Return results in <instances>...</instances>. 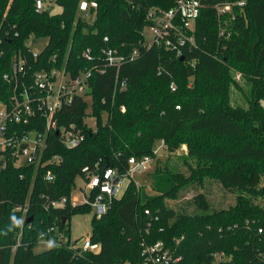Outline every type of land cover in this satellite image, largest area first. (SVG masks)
I'll return each instance as SVG.
<instances>
[{
	"label": "trees",
	"instance_id": "trees-1",
	"mask_svg": "<svg viewBox=\"0 0 264 264\" xmlns=\"http://www.w3.org/2000/svg\"><path fill=\"white\" fill-rule=\"evenodd\" d=\"M42 1L38 12L37 0H0V101L10 103L15 83L4 76L19 58L27 79L55 67L72 77L90 71L92 95H75L56 112L41 163L20 165L0 151V264H142L143 244L157 242L169 264H264V206L255 201L264 195V186L256 189L264 175V0H202L194 42L180 46V55L165 45L173 36L151 47L144 36L154 26L149 11L162 14L176 0H98L88 16L81 0ZM30 37L47 39L37 58ZM107 49L138 54L117 68L108 65ZM230 66L251 86L248 108L229 102ZM46 121L39 114L10 130L44 131ZM60 129L84 140L67 147ZM157 141L169 153L185 145L186 157L158 165L149 187L132 179L105 215H94L97 251L75 248L81 239L36 252L49 227L71 238L72 217L92 211L88 201L72 202L78 177L107 168L124 173L132 157L156 158ZM205 177L255 195L219 210L201 195L194 213L168 204Z\"/></svg>",
	"mask_w": 264,
	"mask_h": 264
},
{
	"label": "built area",
	"instance_id": "built-area-1",
	"mask_svg": "<svg viewBox=\"0 0 264 264\" xmlns=\"http://www.w3.org/2000/svg\"><path fill=\"white\" fill-rule=\"evenodd\" d=\"M238 4L241 6L244 1H240ZM44 8L43 1L37 0V11L41 12ZM97 8L98 0H81L79 10L80 13L88 16L90 11ZM201 8L202 0H176V6L162 14L157 13L154 9L150 10L149 19L154 23L150 30L154 34V39L152 43L146 40V47L161 44L166 36H173L175 42L167 39L165 45L167 48L176 50L177 55H180V46L187 42H194L191 32L200 16ZM229 8L227 6L223 8V11L225 12ZM105 40L107 41L108 38ZM40 41L34 42L33 37H30L29 45L35 58L42 51L35 49ZM103 52L107 56L108 65L117 68H120L126 61L133 60L138 54L137 51H134L126 57L119 55L117 50L107 49ZM89 54L90 50L85 53V57L90 58ZM24 62L22 58L14 61L13 72L4 76V79L15 83V86L10 103L6 104L0 101V151L8 159L11 158L20 165L41 163L48 134L57 128V124L53 120L56 112L62 108L64 103H70L75 95L86 94L91 77L90 71L72 77L65 68L55 67L36 71L30 76V79H27L23 74ZM122 85L124 86V83ZM171 89L175 90L174 84L171 85ZM39 114L47 120L44 131L31 130L21 134L10 130L11 124L27 125ZM59 132L63 133V143L67 147H76L84 140V137L73 135L70 131L65 132L60 129ZM152 160L149 156L140 159L132 157L129 159V168L124 173L107 168L102 173L89 176L87 180L88 194L85 196V201L90 203L94 214L97 217L105 215L111 208L114 198L124 194V181L128 178L133 179L135 174L142 173ZM6 162L7 159L1 162V166L5 167ZM47 180H52L51 173L47 174ZM65 202L66 199H62L52 205L61 206ZM74 242L65 231L60 230L56 225L49 227L40 236V243H44L48 247L67 243L73 247ZM143 247L144 261L142 264H169L172 261V257L164 249L162 242L151 245L143 244ZM75 248L81 249L80 251H97L99 245L92 243L90 238H87L78 243Z\"/></svg>",
	"mask_w": 264,
	"mask_h": 264
},
{
	"label": "rangeland",
	"instance_id": "rangeland-1",
	"mask_svg": "<svg viewBox=\"0 0 264 264\" xmlns=\"http://www.w3.org/2000/svg\"><path fill=\"white\" fill-rule=\"evenodd\" d=\"M55 10L59 11V8L56 7ZM144 36L149 43H152L154 34L149 28L144 30ZM46 45L47 39H42L35 49L38 51L42 50L46 47ZM230 73L232 80L229 83V102L235 107L241 106L248 108V96H250L251 88L250 84H248V80L243 76L242 72L235 67L230 66ZM122 110L124 111V108ZM104 120L105 117H103L102 121L104 122ZM87 122L92 128H95V118L89 116L87 118ZM186 149V146L183 145L177 152L169 153L166 148H164L162 141H157L154 145L156 158L149 163L148 167L142 173L135 174L133 176L134 181L142 187H149L152 184V178L156 173L157 166L159 165L164 167L167 163H180V161L186 157ZM181 168L183 170L186 169L182 165ZM261 178L262 179L256 189H262L264 186V175H262ZM131 180L132 179L128 178L124 181L125 190ZM87 194V180L82 177H78L76 180V187L71 196L73 204H83ZM252 194L255 195L251 189L225 188L217 178L205 177L203 181H195L189 187L185 188L179 200L170 199L168 200V204L171 207L180 209L182 212L194 213L197 209V203L200 201L199 196L201 195L205 197L212 210H219L234 205L239 196L250 197ZM255 201L264 206V195L258 196ZM94 215V212L91 211L89 213L78 214L72 217L70 221L72 241L90 238L92 234V219ZM47 249L48 245L40 243L35 250L36 252H40Z\"/></svg>",
	"mask_w": 264,
	"mask_h": 264
},
{
	"label": "water",
	"instance_id": "water-1",
	"mask_svg": "<svg viewBox=\"0 0 264 264\" xmlns=\"http://www.w3.org/2000/svg\"><path fill=\"white\" fill-rule=\"evenodd\" d=\"M87 94L92 95V89H88Z\"/></svg>",
	"mask_w": 264,
	"mask_h": 264
}]
</instances>
